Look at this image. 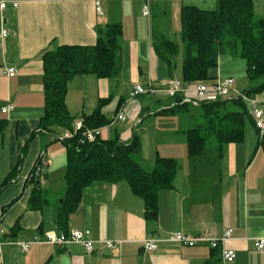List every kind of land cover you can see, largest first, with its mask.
<instances>
[{"label": "crops", "instance_id": "obj_1", "mask_svg": "<svg viewBox=\"0 0 264 264\" xmlns=\"http://www.w3.org/2000/svg\"><path fill=\"white\" fill-rule=\"evenodd\" d=\"M6 1L8 7L0 14V119L6 120L0 132V227L5 230L4 239L32 240L50 231L64 232L56 215L67 188L63 172L67 169V147L62 140V146L53 145L60 141L54 134L37 131L45 113L43 55L60 45H93L99 30L108 24L122 25L121 68L112 77L76 75L68 86V109L79 118L101 104L110 122L101 126L100 137L118 136L123 141H129L134 131L144 139L150 129H139L145 117L166 118L158 130L164 150H157L152 157L141 149L134 158L150 170L158 156L172 157L178 161V171L174 186L158 193L157 221L146 219L144 200L133 193L127 180L96 181L85 189L67 226L68 231L90 229L97 241L93 252H87L80 243H40L28 251L5 243L0 264H224L222 245L188 246L165 239L178 231L220 238L228 228H232V234L225 246L234 249L237 256L226 264H264V249L255 248V239L264 237V147L251 105L245 102L252 128L246 122L244 139L222 145L215 138L218 156L208 158L206 149L196 156L188 151L187 133L204 119L200 105H191L180 113L158 114L174 99L147 94L130 99L136 84L164 87L172 78L185 81L184 55L179 59L178 52L170 64L155 48V34L175 41L174 35H182L180 13L184 6L212 10L218 0H149L148 15L143 13L146 0H100L103 14L96 11L95 0ZM14 2H18L17 7ZM4 28L6 37L2 36ZM179 66L182 77H177ZM3 67H16L18 72L8 76L2 73ZM219 77H233L238 89V79H242L247 83L246 91L264 81H251L246 61L229 54L220 56L209 81ZM250 95L264 109V89ZM9 103L14 108L2 113V106ZM122 107H126L127 120L112 124ZM176 120L178 123H174ZM61 130L67 129L58 127L56 132L60 134ZM247 137L252 148L238 149L239 144H246ZM42 150L46 151L48 165L33 181L31 175ZM35 182L47 197L42 208L36 209L30 204ZM107 239L121 243L108 248L102 242ZM144 239L159 240L158 247L144 249Z\"/></svg>", "mask_w": 264, "mask_h": 264}, {"label": "trees", "instance_id": "obj_2", "mask_svg": "<svg viewBox=\"0 0 264 264\" xmlns=\"http://www.w3.org/2000/svg\"><path fill=\"white\" fill-rule=\"evenodd\" d=\"M181 21L185 44V81H208L222 54L243 58L251 81L264 79V15L257 16L253 0H218L212 10L186 5L181 11ZM122 32L121 23L108 24L99 30L93 45H60L44 53L45 113L38 132L47 131L55 136L58 135V127L73 130L77 117L70 113L66 101L69 83L80 74L98 77L116 75L121 68ZM154 45L170 64L172 57L179 52V45L163 34H155ZM263 89L264 81H261L246 92L251 94ZM190 106L178 103L157 113H180ZM229 106L235 108L229 109ZM200 107L203 109V122L187 133L190 156L202 154L210 137H215L222 145L244 139L246 122L252 119L244 101L218 99L202 102ZM79 118L84 120V130L99 128L110 122L102 113L101 104L91 114ZM5 125L6 120L0 119V132ZM62 141L67 147V188L56 220L64 232L68 231L69 216L78 209L85 189L96 181L127 180L133 193L144 200L146 219L158 220V193L174 186L178 171L175 158L158 156L154 167L145 169L134 158L142 149L137 131L129 141H123L118 136L89 141L81 132ZM262 144L264 147V138ZM35 183L30 204L36 209L42 208L47 197L40 184Z\"/></svg>", "mask_w": 264, "mask_h": 264}, {"label": "built area", "instance_id": "obj_3", "mask_svg": "<svg viewBox=\"0 0 264 264\" xmlns=\"http://www.w3.org/2000/svg\"><path fill=\"white\" fill-rule=\"evenodd\" d=\"M256 2L257 0H253ZM96 11L99 14H103V8L101 6L100 0H95ZM14 7L18 6V2L13 3ZM8 7V1L0 0V14H2ZM143 13L145 15L149 14V0L143 7ZM8 35L7 30L4 28L2 30V36L6 37ZM2 73L8 76H14L17 74L18 70L16 67H3ZM166 95L174 99V102L168 106L173 107L178 103H188L190 105H200L202 102L215 101L218 99L234 98L241 99L242 101L249 103L251 105V114L254 120L256 129L259 132L260 137L264 138V109L258 104L256 97L248 94L246 91H241L236 87V82L233 77H219L212 81H194L187 82L179 78H172L168 81L167 85L164 87H156L149 83L148 85L136 84L134 89L130 94V99H134L140 95ZM179 97V99H178ZM14 108V104L9 103L2 106V113H8ZM128 118L126 107L119 109L117 114L112 120L113 123L125 122ZM83 118H77L73 125V130H65L63 135H55L54 138L59 140L70 139L74 137L75 134L81 132L85 138L89 141H94L100 137L101 127L99 128H88L85 129ZM48 165V158L45 150L40 152L39 158L37 160L34 171L32 172L31 178L38 179L43 175L45 167ZM5 230L0 227V257L2 258V247L5 243H11L18 245L22 251H28L32 245L40 243H52L57 245H66L69 243H80L87 252H93L95 250V245L97 241L92 237V232L90 229H71L68 232H57L50 231L44 236L37 235L32 240L18 241L15 239H4ZM232 234V228H228L225 234L220 238L209 237L205 234L199 235H188L184 232H173L165 240L180 242L184 245L194 246L198 243H209L214 248L220 247L222 261L224 264L233 262L236 259L237 253L234 249L225 246L226 241ZM157 239H144L143 247L146 250H154L158 247ZM103 244L108 248H114L121 243V241L114 240H103ZM255 248L262 251L264 249V237H258L255 239ZM3 264V263H2Z\"/></svg>", "mask_w": 264, "mask_h": 264}, {"label": "rangeland", "instance_id": "obj_4", "mask_svg": "<svg viewBox=\"0 0 264 264\" xmlns=\"http://www.w3.org/2000/svg\"><path fill=\"white\" fill-rule=\"evenodd\" d=\"M255 8H256V14H257V16H259V17L263 16L264 15V0H258V1H256L255 2ZM180 18H181V13H180ZM174 36H175L174 37L175 38V41L177 43H179V54H178L177 58L180 59V58H183V55H184V47H185L184 40H183V37H182L181 34L174 35ZM177 73H179V75H177V77H182L180 66L177 69ZM238 81H239V83H238L239 89L241 91H246L247 83L244 84L245 82L242 81V79H238ZM149 117H145L144 118L146 120V122L144 123V126L141 125V127H139V129H141L142 127H143V129H144V127H149L150 128L148 130L147 135L144 136V139L142 140V138H141L142 153H145V155H148L149 154L152 157H154L155 156V152L157 150H160V151L164 150L162 148V145L159 142V135H160V133L158 132V130L160 129V127L162 126V124H164L167 120H163V119H166V118H159V117L154 118V117H156V115H150ZM176 119L179 120V118H176ZM178 120H176L174 123H178ZM117 125H120L121 126L122 124L119 123ZM247 126L249 128H252V126L250 125V122L249 121L247 122ZM250 131H252V130H250ZM64 133H65V131L61 130L60 134L63 135ZM250 133L252 135V132H250ZM60 142H61V140L59 142H57L59 144H53V145H61L62 146L63 144L60 143ZM53 145H51V146H53ZM51 146H49L48 148H50ZM57 147L59 148V146H57ZM247 148H249V150L252 148V143H250L249 137H247V139H246V144H243V145L239 144V146H238V149H243L244 151H246ZM228 149L229 148L226 147V154L227 155H228ZM206 151H207L206 154H207L208 158L209 157L212 158V157L218 156V142L215 139V137H210L208 139ZM253 151L254 150H252V153H253ZM252 153H251V155H252ZM66 164H67V157H66ZM63 166H64V164H63ZM63 172H67V169H64ZM64 176H66V174H64ZM65 181H66V178H65Z\"/></svg>", "mask_w": 264, "mask_h": 264}]
</instances>
